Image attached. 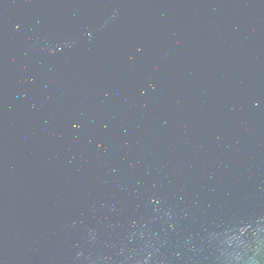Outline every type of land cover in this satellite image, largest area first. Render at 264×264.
Masks as SVG:
<instances>
[{
	"label": "water",
	"instance_id": "water-1",
	"mask_svg": "<svg viewBox=\"0 0 264 264\" xmlns=\"http://www.w3.org/2000/svg\"><path fill=\"white\" fill-rule=\"evenodd\" d=\"M0 264H264V0H0Z\"/></svg>",
	"mask_w": 264,
	"mask_h": 264
},
{
	"label": "clouds",
	"instance_id": "clouds-1",
	"mask_svg": "<svg viewBox=\"0 0 264 264\" xmlns=\"http://www.w3.org/2000/svg\"><path fill=\"white\" fill-rule=\"evenodd\" d=\"M129 59H131V57Z\"/></svg>",
	"mask_w": 264,
	"mask_h": 264
}]
</instances>
